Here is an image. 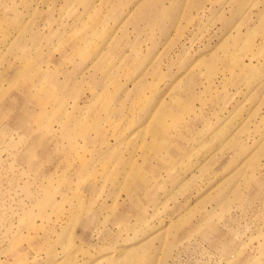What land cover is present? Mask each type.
Returning <instances> with one entry per match:
<instances>
[{
	"label": "rangeland",
	"instance_id": "obj_1",
	"mask_svg": "<svg viewBox=\"0 0 264 264\" xmlns=\"http://www.w3.org/2000/svg\"><path fill=\"white\" fill-rule=\"evenodd\" d=\"M0 264H264V0H0Z\"/></svg>",
	"mask_w": 264,
	"mask_h": 264
}]
</instances>
